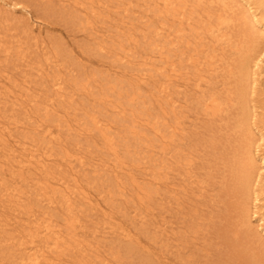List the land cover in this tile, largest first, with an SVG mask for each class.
I'll return each mask as SVG.
<instances>
[{
	"label": "bare ground",
	"instance_id": "obj_1",
	"mask_svg": "<svg viewBox=\"0 0 264 264\" xmlns=\"http://www.w3.org/2000/svg\"><path fill=\"white\" fill-rule=\"evenodd\" d=\"M0 1V264L122 263L106 234L144 235L148 264L243 235L264 264V0ZM17 9L82 39L64 50Z\"/></svg>",
	"mask_w": 264,
	"mask_h": 264
},
{
	"label": "rangeland",
	"instance_id": "obj_2",
	"mask_svg": "<svg viewBox=\"0 0 264 264\" xmlns=\"http://www.w3.org/2000/svg\"><path fill=\"white\" fill-rule=\"evenodd\" d=\"M17 10H16V13L14 12L13 14H15V16L18 15L20 19L27 18L29 20L28 23L32 27L33 32L35 34H37L41 37L52 36L53 40H48V41L53 42V43L55 42L57 45L62 46L64 50H68L69 48L75 49L76 48V41L82 39V37L79 35H77V36L72 35L70 27L67 23H63L62 21L61 22H53L51 19L46 18V17L37 18V17H35L34 13L28 14V16H27V14L22 15L23 13H20V11L19 10L17 11ZM149 12L150 11H148V13ZM25 13H27V12H25ZM138 15H140V14L135 13V16H138ZM144 19H146V17L142 18L141 20H144ZM151 19H152V17L150 18V20ZM151 27H153V26H151ZM261 46H264V43H262ZM94 64H97V63L96 62L90 63V66H89L90 70H91V66ZM110 65L111 64L109 63V66ZM99 67L101 68V66H99ZM111 68H112V65H111ZM262 81H264V79H262ZM262 86H264V83H262ZM256 97L257 96H255L254 98H256ZM250 98H251V96H250ZM82 101H84V100L81 96L77 98L78 103H81ZM258 101H259L258 104L261 106L257 107V111L259 113H262V112H264V103H261L260 100H258ZM205 144H208V143H205ZM201 147L203 149L204 144H202ZM210 150H211V148H210ZM209 157H210L209 155H206L204 157V160L208 159ZM105 176H108L107 181H110L108 183V184H110L112 181L113 175L112 174H110V175L105 174L103 177H105ZM91 190L93 193V189H91ZM98 205L100 208H102L106 204H104L103 202H100V200H99ZM120 206L123 208V210L121 212H117V213L114 212V215L116 217H118L116 219L118 222L120 220V222L123 224V226L125 225L126 229L130 230L129 233L131 234V233H133V231L135 230L136 227L141 225V223H136L135 221L131 220V216L135 215V209L129 203L120 202ZM150 211L153 213L154 209L151 208ZM90 213H92L91 214L92 220L86 221V223L88 225L93 224V221H96V219L98 218V215L96 214L97 212L91 211ZM146 219L149 220L148 223L142 224V226H144L147 229L149 234L153 233L152 222L154 220V216L152 214H149V215H147ZM139 230H138V232H139ZM104 232H106L105 229H103L102 231H98V233H100L101 235ZM219 239L220 238L217 237L216 234H212V237L210 240L213 241V244L208 246L211 249H210V254L207 251L209 256L207 258L206 264H230L229 260L231 259L232 256H234L236 258L235 263H232V264H260V261L257 260L259 258V251L254 247V245L251 242H247L246 240L244 241L243 235L241 236V238L237 242L235 240L233 242H231V241L228 242V247L231 249L230 251L229 250L228 251H224V250L220 251L218 248H216L215 242H216V240H219ZM245 239H247V237ZM98 241H99V245H100L101 249L104 250V254L108 257H109V255H107V253L109 252V249H111L112 246H116L117 248H119V250L123 254V262L118 263V264H148L152 259L151 258L152 254L147 252L146 250H143V249L151 248L153 245V242L147 240L144 235H140V242H139V245H137L138 247H133V248H129V246L126 243V240H124V241L118 240V239H116L115 235H112V234H106L105 236H100V237H98ZM173 243H175V241H173L172 239L168 240V244L163 243V244H165L164 249L167 251L166 253H167V256H169V257L172 255V251L175 249V247H173ZM229 253L231 254L230 257H228ZM204 259L205 258L202 257V260H204ZM256 260H257V262H256Z\"/></svg>",
	"mask_w": 264,
	"mask_h": 264
}]
</instances>
